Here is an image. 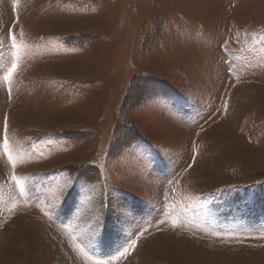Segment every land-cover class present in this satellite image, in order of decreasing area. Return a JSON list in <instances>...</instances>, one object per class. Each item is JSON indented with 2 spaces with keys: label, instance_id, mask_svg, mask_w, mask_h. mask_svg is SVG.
I'll list each match as a JSON object with an SVG mask.
<instances>
[{
  "label": "rangeland",
  "instance_id": "rangeland-1",
  "mask_svg": "<svg viewBox=\"0 0 264 264\" xmlns=\"http://www.w3.org/2000/svg\"><path fill=\"white\" fill-rule=\"evenodd\" d=\"M132 240L264 264V0H0V264Z\"/></svg>",
  "mask_w": 264,
  "mask_h": 264
},
{
  "label": "snow or ice",
  "instance_id": "snow-or-ice-1",
  "mask_svg": "<svg viewBox=\"0 0 264 264\" xmlns=\"http://www.w3.org/2000/svg\"><path fill=\"white\" fill-rule=\"evenodd\" d=\"M9 35H11V32L9 33ZM11 39H12V43H13V46L15 47V36H11ZM16 68V64L14 63L12 65V70H14ZM10 73H11V70L9 72V74H6L4 76V80L5 81H8L9 78H10ZM7 117L5 116L4 118V129H5V135H4V139H3V149L5 151V153L7 154L8 153V149H9V145H8V140H7V135H6V130H7ZM8 160H9V163L12 165L13 167V170L15 169V162L13 161V158L12 156L9 154L8 155ZM189 167H191V165H189ZM12 179L15 180L16 179V176H15V173L13 171V175H12ZM72 187V181L69 180L68 182V185L66 188H63V189H60L59 191V195H63L65 192L69 191ZM173 227H176V224L175 222H173ZM136 244V241L135 240H132L127 246H125L121 251H119L117 253L116 256L112 257L110 260L108 261H101V260H94V264H112V260H116L118 259L119 257H123L125 255H127L128 253V250L130 247H133L134 245ZM81 253L88 259V260H93V257L91 256H88L87 253H84L83 250L81 249Z\"/></svg>",
  "mask_w": 264,
  "mask_h": 264
}]
</instances>
